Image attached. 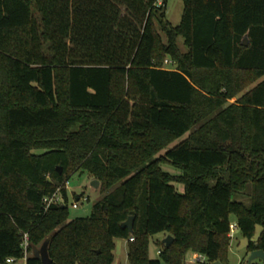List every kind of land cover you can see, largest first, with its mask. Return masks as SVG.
I'll use <instances>...</instances> for the list:
<instances>
[{"label": "trees", "instance_id": "obj_1", "mask_svg": "<svg viewBox=\"0 0 264 264\" xmlns=\"http://www.w3.org/2000/svg\"><path fill=\"white\" fill-rule=\"evenodd\" d=\"M168 2L0 0V263L28 233L27 264L50 236L53 264H114L116 238L129 264H229L232 217L264 250V0H183L178 25ZM78 170L104 196L69 220Z\"/></svg>", "mask_w": 264, "mask_h": 264}, {"label": "rangeland", "instance_id": "obj_2", "mask_svg": "<svg viewBox=\"0 0 264 264\" xmlns=\"http://www.w3.org/2000/svg\"><path fill=\"white\" fill-rule=\"evenodd\" d=\"M158 4H160L161 0H157ZM184 9L183 0H169L167 7V19L173 24L178 25L181 21L182 14ZM156 26L158 31L160 32L163 40L166 42L167 37L164 31L162 30L161 23L157 20ZM178 43L180 49L185 52L188 50V47L184 43L183 36L178 38ZM171 65L169 64L168 67ZM164 168L173 173H180L181 170L174 168L173 166L167 164L164 165ZM93 178L87 171L78 170L71 174L68 179V193H69V220H72L77 217H86L89 216L93 210V207L96 202L103 198L104 194L101 192L100 187H94L92 185ZM176 186L180 192L184 191V186L182 184L176 183ZM87 197L88 200L79 201V206L74 208L72 203L77 201V197ZM241 199L248 202V195H241ZM232 223L235 222V218L232 217ZM231 237L230 241V253H229V264H247L248 259L251 253L248 245H243V236L240 232L236 230H230L229 233ZM164 233H157L151 237L150 242V256L158 257V249H159V241L163 239ZM116 248L114 250L115 261L114 264H129L128 261V242L124 238H116ZM193 251H189L184 259V264H198L189 262L192 258ZM257 264H264L263 259L254 260Z\"/></svg>", "mask_w": 264, "mask_h": 264}, {"label": "water", "instance_id": "obj_3", "mask_svg": "<svg viewBox=\"0 0 264 264\" xmlns=\"http://www.w3.org/2000/svg\"><path fill=\"white\" fill-rule=\"evenodd\" d=\"M248 43H249V39L246 36L243 41V44L248 45ZM92 185L94 187H99L100 181L98 179H93ZM134 219H135V216L133 215L130 216L126 221L122 223V226L128 228L130 232H133L134 231ZM262 231H263V226L258 224L256 226V233L253 237L254 241L257 242L259 240ZM51 239H52L51 236L48 237L47 239L43 241V243L39 247H35L33 251L34 256L36 258H40L43 264H53V259L51 258L50 252H49V245H50ZM173 241H174V236L172 234H168L162 240V242L165 243L167 246H170ZM242 244L248 245L249 244L248 238H243ZM256 259L264 260V250L263 249L252 250L250 253L249 259H248V263H252ZM213 264H222V263L220 261H217V262H214Z\"/></svg>", "mask_w": 264, "mask_h": 264}, {"label": "built area", "instance_id": "obj_4", "mask_svg": "<svg viewBox=\"0 0 264 264\" xmlns=\"http://www.w3.org/2000/svg\"><path fill=\"white\" fill-rule=\"evenodd\" d=\"M162 2V0L160 1V3ZM173 62L171 61V59L169 57H167L165 59V62H164V66L165 67H168V65L172 64ZM66 187L68 188V181L66 182ZM80 199L82 200H88L87 197H84L82 196L77 198V201H75L74 203H72V206L74 208H77L79 206V201ZM65 197L62 193V191L60 189H58L54 194L50 195V196H46L44 199H43V202H44V205L46 207V209H48L49 207H51L52 205H64L66 204L65 203ZM231 229L232 230H236L237 229V224L236 222H233L231 224ZM131 241L134 240L133 237L130 238ZM28 245H29V235L28 233H24V242H23V247L25 249V253H24V256L21 257V258H16V257H8L6 259V261L4 263H0V264H27V257L29 255L28 253ZM161 251L158 249V254L160 253ZM205 256L201 253H198V252H193L192 254V258L190 259L189 262H192V263H198V264H201L202 262L205 261Z\"/></svg>", "mask_w": 264, "mask_h": 264}, {"label": "crops", "instance_id": "obj_5", "mask_svg": "<svg viewBox=\"0 0 264 264\" xmlns=\"http://www.w3.org/2000/svg\"><path fill=\"white\" fill-rule=\"evenodd\" d=\"M165 237V235L163 236V238ZM163 240V239H162Z\"/></svg>", "mask_w": 264, "mask_h": 264}]
</instances>
